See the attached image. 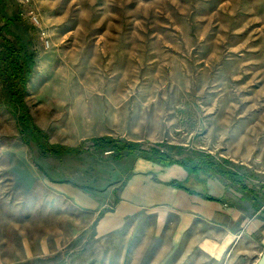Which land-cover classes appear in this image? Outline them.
<instances>
[{
  "label": "rangeland",
  "instance_id": "rangeland-1",
  "mask_svg": "<svg viewBox=\"0 0 264 264\" xmlns=\"http://www.w3.org/2000/svg\"><path fill=\"white\" fill-rule=\"evenodd\" d=\"M0 17L35 53L25 101L51 143L112 136L261 183L264 0H0ZM21 113L0 78V264L256 263L228 206L188 226L160 207L127 216L140 153L43 154Z\"/></svg>",
  "mask_w": 264,
  "mask_h": 264
},
{
  "label": "crops",
  "instance_id": "crops-1",
  "mask_svg": "<svg viewBox=\"0 0 264 264\" xmlns=\"http://www.w3.org/2000/svg\"><path fill=\"white\" fill-rule=\"evenodd\" d=\"M154 164L156 162L142 159L127 182L126 193L124 190V194L118 196L117 209L120 212L125 211L128 216L142 207H160L165 209L166 213L177 214L181 225L188 226L197 216L213 217L223 206H228L226 216L231 223L239 226L238 231L228 229V238L254 241L255 256L258 258L255 264H258L264 253V176L260 179L259 185L253 186L242 174L238 175L232 168L223 165L227 170H231L232 174L229 173L227 176L224 172L210 177L206 179L204 185L209 195L222 198V202H219L170 185L173 180L193 183V178L183 164L176 163L170 166L160 164L164 166L162 171L154 168ZM197 186L203 188V185ZM234 200L237 203L234 204Z\"/></svg>",
  "mask_w": 264,
  "mask_h": 264
},
{
  "label": "trees",
  "instance_id": "trees-1",
  "mask_svg": "<svg viewBox=\"0 0 264 264\" xmlns=\"http://www.w3.org/2000/svg\"><path fill=\"white\" fill-rule=\"evenodd\" d=\"M4 31H6L5 28L0 26V47L3 51L0 60V78L2 83L9 87L12 99L16 103L18 109L22 111L18 116V122L20 125L21 139L23 141L27 142L28 139H31L38 145L43 154L52 156L79 157L85 153V151L94 149L113 153L115 160H121L124 156L140 153L143 158L164 166L181 163L193 178V183L196 186L203 185V188L201 191H195L189 187V182H179L176 180L171 181L170 185L179 189H184L190 193L199 194L209 200L222 202V198L209 195L204 185L206 179L224 172L229 176L228 174H232V171L227 170L223 165L217 164L211 159H188V162L177 161L156 147L145 150L141 142L122 140L113 138L112 136L93 137L78 146L51 143L49 136L41 132L38 125L34 122L25 101V96L28 92V81L33 74V68L35 66V53L27 47L20 36L8 31L7 34L10 35V37H7L4 35ZM157 146H160V144H157ZM188 164L193 166L192 169H188Z\"/></svg>",
  "mask_w": 264,
  "mask_h": 264
},
{
  "label": "built area",
  "instance_id": "built-area-1",
  "mask_svg": "<svg viewBox=\"0 0 264 264\" xmlns=\"http://www.w3.org/2000/svg\"><path fill=\"white\" fill-rule=\"evenodd\" d=\"M29 17L33 24H35L36 26L39 24V19L33 12L29 13Z\"/></svg>",
  "mask_w": 264,
  "mask_h": 264
},
{
  "label": "water",
  "instance_id": "water-1",
  "mask_svg": "<svg viewBox=\"0 0 264 264\" xmlns=\"http://www.w3.org/2000/svg\"><path fill=\"white\" fill-rule=\"evenodd\" d=\"M258 264H264V253L262 254L261 258L259 259Z\"/></svg>",
  "mask_w": 264,
  "mask_h": 264
}]
</instances>
